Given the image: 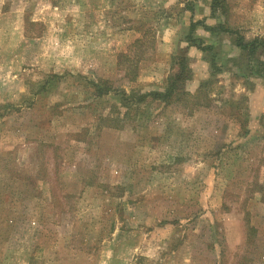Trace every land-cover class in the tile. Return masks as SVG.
<instances>
[{"label": "rangeland", "instance_id": "1", "mask_svg": "<svg viewBox=\"0 0 264 264\" xmlns=\"http://www.w3.org/2000/svg\"><path fill=\"white\" fill-rule=\"evenodd\" d=\"M262 43L264 0H0V264H264Z\"/></svg>", "mask_w": 264, "mask_h": 264}, {"label": "trees", "instance_id": "2", "mask_svg": "<svg viewBox=\"0 0 264 264\" xmlns=\"http://www.w3.org/2000/svg\"><path fill=\"white\" fill-rule=\"evenodd\" d=\"M237 43L240 47L246 49V51L249 53V54H253L255 53V48H256V42H251L250 44H247L246 42L243 41L242 39V36L239 35L237 36ZM262 45H264V43H262ZM260 64L263 65V69H261L263 72H264V60L263 61H259ZM185 70H186V66H182L181 67V70L179 73H177L175 76H173L172 80L170 81V84L169 86L166 88V90L169 88L168 91L163 92V93H160V95L162 96V94H165V96H169V94L173 93L174 91V86L178 84V81L183 79V74H185ZM170 94V95H171Z\"/></svg>", "mask_w": 264, "mask_h": 264}]
</instances>
